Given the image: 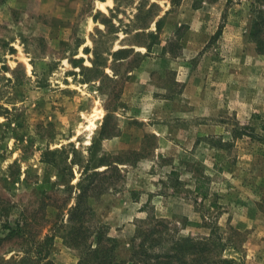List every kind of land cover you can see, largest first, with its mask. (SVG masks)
<instances>
[{
	"label": "rangeland",
	"instance_id": "rangeland-1",
	"mask_svg": "<svg viewBox=\"0 0 264 264\" xmlns=\"http://www.w3.org/2000/svg\"><path fill=\"white\" fill-rule=\"evenodd\" d=\"M261 6L0 0V264H78L75 223L126 257L158 222L264 264Z\"/></svg>",
	"mask_w": 264,
	"mask_h": 264
},
{
	"label": "trees",
	"instance_id": "trees-1",
	"mask_svg": "<svg viewBox=\"0 0 264 264\" xmlns=\"http://www.w3.org/2000/svg\"><path fill=\"white\" fill-rule=\"evenodd\" d=\"M254 2L262 5L260 9L255 11L249 31L250 38L256 41L264 32V0H254ZM73 212L75 213L74 210ZM73 216L69 217L70 224L74 221ZM165 227V225L158 222V227L151 226L150 229H145L142 232L137 231V234L141 235V241L130 246L126 257L117 252V241L105 236L102 225L95 226L93 231L88 233L89 228L75 223V226L68 227L65 237L69 245L79 250L78 264H217L227 262L218 258L217 252L214 250V244L210 243L211 241L208 238L193 239L184 237L178 240L171 236L168 239L161 238V233L165 231ZM91 236L92 239L88 240ZM166 241L169 243L166 248L153 250L159 243ZM38 264L51 263L45 261Z\"/></svg>",
	"mask_w": 264,
	"mask_h": 264
},
{
	"label": "bare ground",
	"instance_id": "bare-ground-1",
	"mask_svg": "<svg viewBox=\"0 0 264 264\" xmlns=\"http://www.w3.org/2000/svg\"><path fill=\"white\" fill-rule=\"evenodd\" d=\"M100 5L102 6L103 4H102V3H100ZM96 111H97V115H98V116L102 114V111H101V110H99V109H96Z\"/></svg>",
	"mask_w": 264,
	"mask_h": 264
}]
</instances>
